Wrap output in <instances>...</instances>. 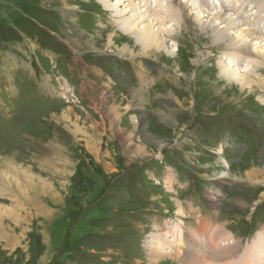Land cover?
<instances>
[{"label":"rangeland","instance_id":"374dc122","mask_svg":"<svg viewBox=\"0 0 264 264\" xmlns=\"http://www.w3.org/2000/svg\"><path fill=\"white\" fill-rule=\"evenodd\" d=\"M175 1L142 51L98 0H0V264H264V62Z\"/></svg>","mask_w":264,"mask_h":264},{"label":"bare ground","instance_id":"6f19581e","mask_svg":"<svg viewBox=\"0 0 264 264\" xmlns=\"http://www.w3.org/2000/svg\"><path fill=\"white\" fill-rule=\"evenodd\" d=\"M98 1L106 9L113 11V16L116 18L115 24L117 25V27L124 33L132 35L135 42L139 44V46L141 47L142 51L148 48L160 49V48L165 47L166 42H164V40L171 35L172 30H169L166 26H164L165 24H163L162 22L164 19L165 20L167 19L169 21H174L176 23H180L179 22L180 19L182 20L188 17V13H186L188 11V8L186 9L184 3L180 1L174 2V0H172L171 5H168V6H163V4H159L157 3V1H155L156 4L154 7H160L159 12H162V13L160 14L157 11L153 12L154 9L148 8L150 6L147 5L146 8L143 7L144 12L141 11L140 16H137L136 14V10L141 9L140 1H142V3L144 2L143 5H145L148 2V0H138V2L136 3L137 7L131 2L129 4L130 6L128 7V9L127 10L125 9L123 11L119 10L118 9L119 6L117 7L115 5L120 0H118L117 2H115L116 1L115 0L113 3L108 2V0H98ZM167 1L170 3V0H167ZM246 1L247 0H238L237 7L233 8L230 5V2H231L230 0L226 3L224 2V0H215V2L218 3V5L217 6L215 5L217 10L213 11L212 6L214 7V4L211 3V5H209L210 2H208L207 0H202V3H201L202 5L200 6V8L202 7V9L199 10L201 12L199 13L200 16H195V17H196V20L199 22L200 29L204 31L205 33L210 34L212 37L211 40L213 42L225 41L224 44L228 45L231 49L237 51V53L235 52L236 56L244 54V55L251 57L252 59L259 58V59L254 60L255 62L253 64L254 68L258 69L260 67V64L264 62V58H263L264 51H262L263 46L259 45L260 46L259 48L252 47L251 41L256 40L257 43L259 44L263 42L264 41V29L258 28L255 26V24L258 23L257 18L256 20L253 18L252 22L250 23L252 15L257 16L255 15L254 11L253 12L251 11L248 14L249 16H243V14H240V13H247L246 9H245V12L237 11V8L238 10L244 9V7L243 8L241 7V5L243 6V4ZM162 8H164L165 10H162ZM130 12L131 14L128 15V13ZM142 23H145V24L142 25ZM251 25H253V27H250ZM168 49L166 50L167 52H169ZM172 52L173 51H171V53ZM240 57L241 56H239V58ZM237 60H235L236 66L238 65ZM226 69L227 68H224L223 72H225ZM224 76H226L228 80L230 79V80H234L238 82L239 84H241V86L242 85L246 86L248 84L252 85L251 79L248 78L249 72H246V71L242 72L238 68L235 70L226 71V74ZM142 90L143 89L141 87L137 89H133L134 94H132V96H134V98H137V97L140 98V94ZM222 162H225V161H222ZM224 166L226 167V164ZM221 176H225V175L222 174ZM262 195H264V193ZM156 239L158 241L157 243H159L155 245L156 247L160 246L162 248H165V247L171 246V243H170L171 240L169 238L158 236ZM164 240L165 242H167V244L162 243V241ZM218 251H219L218 253L221 252L220 249ZM166 254L170 256H174V257L176 256L174 253H169V251ZM195 259L199 261L198 256L197 257L195 256Z\"/></svg>","mask_w":264,"mask_h":264}]
</instances>
